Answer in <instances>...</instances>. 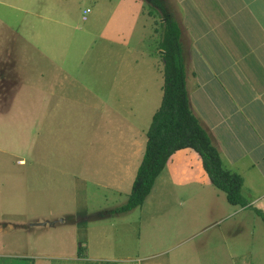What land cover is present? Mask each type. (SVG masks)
Returning <instances> with one entry per match:
<instances>
[{
    "label": "rangeland",
    "instance_id": "1",
    "mask_svg": "<svg viewBox=\"0 0 264 264\" xmlns=\"http://www.w3.org/2000/svg\"><path fill=\"white\" fill-rule=\"evenodd\" d=\"M36 1L0 0L48 17H62L65 9L72 28L45 17V36L51 32L58 38L43 39L44 50L65 48L72 77L83 82L71 84L73 95L63 103L31 74L14 97L18 72L12 54L14 64L5 61L7 51L25 45L29 35L21 32L22 24L40 19L31 14L17 19L0 3V90L8 84L0 94L7 96H0V264H264V222L253 209L256 215L235 209L212 184L188 196V190L199 188L190 180L181 183L185 176L199 175L200 165L206 176L195 156L163 169L141 206L116 211L126 202L161 100L158 41L164 16L181 29L190 109L208 128L228 168L224 151L239 143L246 125L264 124L263 109L244 122L240 101L244 95L255 106L249 86L254 90V76H264V60L258 58L264 53V0H158L153 5L140 0L143 13L120 28L129 34V52L116 35L105 33L108 41L98 35L101 18L103 27L120 34L112 13L99 14L117 0ZM88 25L92 33L77 39ZM91 38L90 51L80 59L75 50ZM255 43L259 54L251 49ZM55 72L64 77V71ZM105 72L106 81L100 82ZM234 94L240 99L236 103ZM247 141L255 145L259 138L251 135ZM253 184L264 187V182ZM5 222L10 226L3 229Z\"/></svg>",
    "mask_w": 264,
    "mask_h": 264
},
{
    "label": "crops",
    "instance_id": "2",
    "mask_svg": "<svg viewBox=\"0 0 264 264\" xmlns=\"http://www.w3.org/2000/svg\"><path fill=\"white\" fill-rule=\"evenodd\" d=\"M36 2L37 1L35 0V4H37ZM0 3H2V2H0ZM118 3L126 4V7L119 8V9L117 7H114ZM199 3H200V1H199ZM2 4L5 7L6 6L8 8L10 7L12 9V11L14 12V14L17 16V19L21 20V19L25 18L26 14H31L33 16H37V18L40 19L39 22L32 23L30 26L29 25L27 26L26 24H22L20 26L21 32H22V30H26L28 35H29L26 39L21 37L26 42L25 45L16 47L14 49L12 48V49H10V51H7V57H6L5 61H7V63L10 62V63L14 64V62L12 60V59H14V61H15L14 72H16V73L18 72V74L16 75V78H14V85L13 86L15 87V90H16L14 97H16V94L19 91L18 88L23 90V87H22L23 82L27 78H29L31 74H33L34 77L40 78L42 80L40 85L44 88L45 87L47 88V90H45V91L49 90L51 95L54 97H57V95H60L61 96L60 101H62L63 103H67V99H69V101H70L71 95H73L72 94L73 90L71 88V84L75 81L73 85H75V84L81 85L83 81L77 79L76 77L75 78L72 77L71 70H72V66H74V65L71 64L72 61H70V59H67V57L64 56V55L68 54L67 51H64L65 48L63 50L59 49L60 51L56 52L54 50V48H56V47L50 46V47H48L47 50H44V45H43V39H45V38H50L51 40H53L54 38H58V37L52 35L51 32H49L45 36V31H44L45 29H44V25H43V21H44L45 17H47L48 20H50V21L55 20L57 22V24L62 28H64V27L65 28H70V27L72 28V25H70L68 23V19L70 16L66 13L65 9H63V11H62V13H63L61 15L62 17H55V16H49L48 17L44 13H38V12L32 11L28 7L25 8V7L15 6V5H9L7 3H6V5H5V3H2ZM125 8L127 10L126 14H124ZM108 12L112 13L113 16H115V19L119 22V33L120 34L117 35L113 31H111L108 27H103V18H101V22H100L101 26H99V28H98V35L102 34L101 38L106 40V41H108L109 38L105 35V33H107L108 35L109 34L116 35L117 39H118L117 42H119L118 44L120 46H122L123 48H125L126 52H129V50L132 49L129 45V34H128V32H124V30H120V28H121V26L124 25L125 21H126V23L128 21L133 22L136 19H138L141 12L143 13L141 1L140 0H117L115 2V4H113V6L111 5V8L104 6V10L102 8V10L99 12V14L102 16H107ZM83 13H85V11H83ZM261 17L262 16L260 15L259 16L260 20H262ZM62 19H63V21L60 22L59 20H62ZM70 19H72V18L70 17ZM82 19L83 20L85 19L84 15H82ZM132 22H131V24H132ZM131 24L129 25V27L131 26ZM129 27H128V29H129ZM262 28H264V25L262 26ZM80 31H82L83 34L75 35V37L77 39H80L83 36L86 37V34H89V31H90V34L92 33L89 25L87 27H84V30L80 28ZM40 39H42V40H40ZM262 43H264V41L261 42L260 44H262ZM255 44L256 45L251 44V49L254 52H258V54L261 53L262 50L257 47L258 46L257 43H255ZM91 46H92V38L89 39V41L85 45H83V49L81 48V50H79V51L75 50V53H80L81 54L80 59H82L83 55L85 53H87L88 51H90ZM52 53H55V57L50 58V55ZM159 53H160V51H159ZM11 54H12V59L8 58V55H11ZM16 56H17V58H15ZM45 57L50 58V61L48 62V65L46 67L43 66ZM258 58L263 62L264 53H262V55L259 56ZM67 60L69 62H67ZM135 61H136V59H135ZM59 62H62V63L59 65L58 64ZM151 62H152V58H151ZM79 65H82V63H80ZM122 66H124L123 62L118 65V68L123 71L125 68ZM152 66H153L155 73L156 72L160 73L159 69H157V67H156L157 66L156 64H153ZM260 66L264 70V63L261 64ZM87 69H90V67L86 66L84 70H87ZM105 69H106V67H105ZM55 70L58 71V74H60V71H64V77L61 78V76H58L57 73L55 72ZM245 70H246L247 74H250V77H252L251 74L253 71H252V68L250 67L249 64L245 65ZM45 73H47V74H45ZM2 80H5V78ZM158 80H159V77H158ZM102 81L103 82L106 81V72L104 73V78L101 79L100 82H102ZM251 84H253L254 90H252L250 88V86H249V90L253 92L251 99L254 102L255 106H253V103L247 104L245 101L244 95L240 100L239 97H237L234 94L235 95L234 103H236L237 99L242 101L243 112L246 114V116L244 118V122L247 121L249 123L251 122L249 120V118H247L249 113L259 114L262 109L264 110V76L263 75L254 76V78L251 81ZM256 86H258V88H255ZM159 87H161V86H159ZM7 88H8V84L6 81L5 87H3L2 90H5ZM2 90H0V94H1ZM0 96L7 98L5 93L0 95ZM161 97H162V94H161ZM237 102H239V101H237ZM202 127L206 131L208 130V128L204 127L203 125H202ZM243 130L244 131L241 134L242 136L239 139L240 144L236 143V142L231 143L228 150L224 151L226 154L225 164L228 163L227 169H230L231 171L238 173L242 177L243 182H242V186H241V192H242V195L247 199V201L249 203L248 205L249 206L252 205L254 207H257L260 210H262L264 213V187L260 190H257L255 185L253 184V182H264V124L262 126H259V125L253 126L251 124H248L244 127ZM207 133H208V131H207ZM251 135H256L259 138V142H257L255 145H250L247 141L248 136H251ZM236 144L238 145V147H236L237 146ZM216 148H217V146H216ZM219 154H220L221 161H222L223 155H222V153H219ZM191 156H195L196 158H198V162L199 163L201 162V159L197 153H195L194 151H192L190 149L185 148V149L177 150L175 153H173L172 156L168 159L164 169H166L168 171L169 166L171 165L172 162L174 163L176 161V159L180 160L182 162H187V161H189ZM222 164H223V161H222ZM257 166H260V169H257ZM199 168H200L199 175L188 174L181 181V183H182L184 180H190L191 182L194 183L195 186H197L199 188V189H195V190H188L187 194L189 197L195 196V194L199 195L203 191L204 187L211 185V183H209L210 181L208 179L207 174H206V176H205V174L203 175L204 172L201 168V165ZM245 178H246V180H245ZM246 182H251V184L249 186H246ZM217 191L219 192L220 190H217ZM217 191H215V193ZM216 194H218V193H216ZM225 200H226V198H225ZM232 206H234L235 209L249 211V212H252L254 215H256L252 211V209L249 208L248 206L247 207H243V206L241 207V206H237V205H232ZM40 223H42V222H40ZM4 224H7V225L5 227L3 226L2 227L3 229L10 226L9 222H5ZM37 225L40 226L41 224H37ZM80 241H82V240H80ZM218 242H220V240ZM218 242H217V247L219 245ZM217 250H219V248H217ZM20 257H25V256L20 255ZM218 257H219V255H218Z\"/></svg>",
    "mask_w": 264,
    "mask_h": 264
},
{
    "label": "trees",
    "instance_id": "3",
    "mask_svg": "<svg viewBox=\"0 0 264 264\" xmlns=\"http://www.w3.org/2000/svg\"><path fill=\"white\" fill-rule=\"evenodd\" d=\"M156 1L158 0H150L152 5ZM162 24L158 41L163 62L162 97L145 132L144 153L126 202L116 208V211L125 212L141 206L168 159L177 150L187 148L199 155L210 183L225 194L230 204L248 206L264 222L263 211L249 206L241 193L242 177L223 166L218 149L190 109L178 23L165 15Z\"/></svg>",
    "mask_w": 264,
    "mask_h": 264
},
{
    "label": "water",
    "instance_id": "4",
    "mask_svg": "<svg viewBox=\"0 0 264 264\" xmlns=\"http://www.w3.org/2000/svg\"><path fill=\"white\" fill-rule=\"evenodd\" d=\"M37 224H41V225H44L45 223H44V222H42V223H37Z\"/></svg>",
    "mask_w": 264,
    "mask_h": 264
}]
</instances>
